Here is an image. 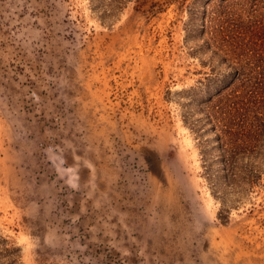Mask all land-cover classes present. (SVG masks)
Listing matches in <instances>:
<instances>
[{"label": "rangeland", "instance_id": "obj_1", "mask_svg": "<svg viewBox=\"0 0 264 264\" xmlns=\"http://www.w3.org/2000/svg\"><path fill=\"white\" fill-rule=\"evenodd\" d=\"M193 1L0 0V239L18 264H264V172L222 202L212 133L186 115L211 67Z\"/></svg>", "mask_w": 264, "mask_h": 264}, {"label": "trees", "instance_id": "obj_2", "mask_svg": "<svg viewBox=\"0 0 264 264\" xmlns=\"http://www.w3.org/2000/svg\"><path fill=\"white\" fill-rule=\"evenodd\" d=\"M197 1L188 7V37L201 40L197 50L209 52L211 67L185 89L186 115L196 131L205 123L212 133L200 141L203 174L226 202L229 190L254 187L264 172V0H204L201 9ZM0 245V264H18L5 238Z\"/></svg>", "mask_w": 264, "mask_h": 264}]
</instances>
